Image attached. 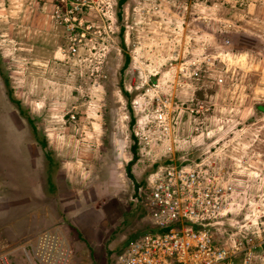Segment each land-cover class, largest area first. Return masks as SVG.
I'll return each mask as SVG.
<instances>
[{
    "label": "rangeland",
    "instance_id": "1",
    "mask_svg": "<svg viewBox=\"0 0 264 264\" xmlns=\"http://www.w3.org/2000/svg\"><path fill=\"white\" fill-rule=\"evenodd\" d=\"M158 173L220 189L213 247L264 264V0H0V264H70L53 222L151 230Z\"/></svg>",
    "mask_w": 264,
    "mask_h": 264
},
{
    "label": "built area",
    "instance_id": "2",
    "mask_svg": "<svg viewBox=\"0 0 264 264\" xmlns=\"http://www.w3.org/2000/svg\"><path fill=\"white\" fill-rule=\"evenodd\" d=\"M201 176H149L137 198L151 221L114 256L112 264H235L236 251L216 246L210 219L221 209L220 189ZM241 244V243H240ZM247 259V258H246ZM241 264H248V259Z\"/></svg>",
    "mask_w": 264,
    "mask_h": 264
},
{
    "label": "crops",
    "instance_id": "3",
    "mask_svg": "<svg viewBox=\"0 0 264 264\" xmlns=\"http://www.w3.org/2000/svg\"><path fill=\"white\" fill-rule=\"evenodd\" d=\"M99 213L100 212H98V215ZM102 217H98L97 225L94 221L92 225L89 223L86 225L83 224L82 227L89 230L88 233L77 232L78 229L74 227L73 229H69L71 227L64 220L55 222V224L53 222L54 229H58L60 231H57L59 234H62V236L63 234L68 235V241L71 245L70 248L72 249L73 255L70 264H109V261L114 257L113 251H116L118 248H124L128 244L131 237L129 238L128 234H125L123 231L119 232L117 235H115L116 233L113 234L115 228H108L107 220H105V217ZM94 228H97L96 232ZM100 228L106 231L107 236H110V234L113 235L104 241L100 238V236L103 235ZM88 234L90 235L88 236ZM38 238L40 241L41 237L39 235Z\"/></svg>",
    "mask_w": 264,
    "mask_h": 264
},
{
    "label": "trees",
    "instance_id": "4",
    "mask_svg": "<svg viewBox=\"0 0 264 264\" xmlns=\"http://www.w3.org/2000/svg\"><path fill=\"white\" fill-rule=\"evenodd\" d=\"M46 156H48L47 154H46ZM52 162V161H51ZM137 206H138V210H140L141 211V213L142 214H144L145 213V210H144V208L142 207V205H140V204H138L137 203ZM140 234V233H139ZM139 234H137V236L139 235ZM133 236H135V235H133ZM133 239L131 238V241H132ZM129 242V241H128Z\"/></svg>",
    "mask_w": 264,
    "mask_h": 264
},
{
    "label": "bare ground",
    "instance_id": "5",
    "mask_svg": "<svg viewBox=\"0 0 264 264\" xmlns=\"http://www.w3.org/2000/svg\"><path fill=\"white\" fill-rule=\"evenodd\" d=\"M151 222V221H150Z\"/></svg>",
    "mask_w": 264,
    "mask_h": 264
}]
</instances>
